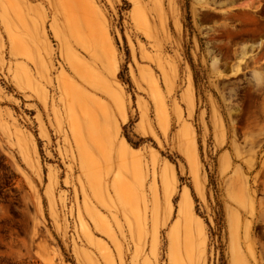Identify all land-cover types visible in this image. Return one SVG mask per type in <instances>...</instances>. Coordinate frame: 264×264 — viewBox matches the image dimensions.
<instances>
[{
  "label": "rangeland",
  "instance_id": "obj_1",
  "mask_svg": "<svg viewBox=\"0 0 264 264\" xmlns=\"http://www.w3.org/2000/svg\"><path fill=\"white\" fill-rule=\"evenodd\" d=\"M89 1L0 0V264H264V0Z\"/></svg>",
  "mask_w": 264,
  "mask_h": 264
},
{
  "label": "bare ground",
  "instance_id": "obj_2",
  "mask_svg": "<svg viewBox=\"0 0 264 264\" xmlns=\"http://www.w3.org/2000/svg\"><path fill=\"white\" fill-rule=\"evenodd\" d=\"M80 3H83L84 5L87 6L88 10L90 13H94V9L90 3L89 0H78ZM86 8V9H87ZM87 12V11H86ZM89 15V13H88ZM92 15V14H91ZM90 15V16H91ZM98 25V24H97ZM96 25V26H97ZM100 29V28H99ZM103 50H105L103 48ZM97 60H100V59H97ZM108 62V61H107ZM110 63V61L108 62ZM87 89V88H86ZM91 89V88H90ZM79 94V93H78ZM78 94H75V95H70L68 94L67 96V101L66 103H64V107L66 109V111H68V113H72L71 115V121H72V124L75 125V124H78L80 127H81V123L80 121L78 120V118H76L74 116L73 113H83V110H84V107H85V102L79 97ZM87 99V98H86ZM66 100V99H65ZM74 127V126H73ZM72 128V127H71ZM74 132V131H73ZM103 133L102 129L100 128V126L97 124L96 120L93 118V117H89L87 119V122L85 123V138L87 140V142L89 143L90 147L91 148H94V149H97L99 147V134ZM76 139V138H75ZM79 138H77L78 140ZM80 141V140H79ZM76 142V141H75ZM78 142V141H77ZM113 142V141H112ZM78 144V143H77ZM111 144V143H110ZM80 147V146H79ZM78 147V148H79ZM100 148V147H99ZM116 155L119 157L120 159V162L123 164H125L127 161H133L134 158H135V155L130 152L129 150H127L125 148V152L124 151H121V152H116ZM79 156V155H78ZM115 173V167L113 164H110L108 166V169H107V175L109 177V181L110 179L112 178V176L114 175ZM89 182V185L90 187L93 189V186L91 184L90 181ZM100 185H101V181L99 182V188H100ZM112 185H114V181L112 183ZM153 190V189H152ZM146 198V197H145ZM186 198V197H185ZM169 199V198H168ZM192 201V200H191ZM180 203V202H179ZM93 205V204H92ZM188 207V206H187ZM180 208V207H179ZM167 209V208H166ZM165 209V210H166ZM183 211V210H182ZM189 210L187 212V216H186V220H185V240H186V244L187 245H190L191 244V239H192V232H193V224H192V219H191V216L189 215ZM178 219V218H177ZM182 223V222H180ZM196 225V224H195ZM198 229V228H197ZM199 230V229H198ZM176 236V230L174 231V236H173V239L174 241L176 240L175 238ZM203 237V236H202ZM180 238V237H179ZM180 240V239H179ZM201 240V239H200ZM195 248V247H194ZM194 254V253H193ZM198 254V253H197Z\"/></svg>",
  "mask_w": 264,
  "mask_h": 264
}]
</instances>
